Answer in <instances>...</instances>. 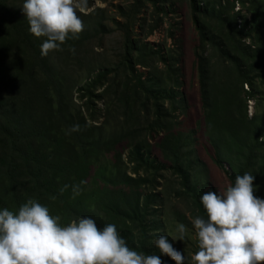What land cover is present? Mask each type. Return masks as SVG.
I'll list each match as a JSON object with an SVG mask.
<instances>
[{
	"label": "rangeland",
	"instance_id": "obj_1",
	"mask_svg": "<svg viewBox=\"0 0 264 264\" xmlns=\"http://www.w3.org/2000/svg\"><path fill=\"white\" fill-rule=\"evenodd\" d=\"M214 1L200 0L201 9H214ZM229 1L236 11L244 9L246 14L247 0H242L246 7L241 1ZM22 2L0 0V37L23 42L9 48L8 53L18 51L23 56L27 51L31 64L14 66L13 58L0 52V70L9 67V76H14L5 85L0 82V208L15 213L21 204L33 199L46 206L50 215L59 217L61 225L90 217L99 228L109 208L103 211L95 204H106L112 197L123 199L136 187L144 199L153 198L148 202L152 237L165 235L184 255L185 264H192L198 241L191 220L206 218L200 196L209 190L222 192L234 173L226 162L229 160L217 157L221 145L228 141L219 139L221 129L206 122L202 109L194 57L199 32L193 21L192 0H89L91 10L78 13L83 30L76 38L65 40L72 45H61L47 55H41L39 44L25 48L20 31L10 32V36L3 26L15 28L25 19ZM8 14L11 17L7 20ZM131 57L133 68L126 62ZM51 64L62 79L60 91L51 95L54 117L49 114L45 121L23 124L24 105L42 107L21 101L23 72L39 81L46 74V79H51L53 73L42 69ZM168 67H172L173 77L158 78L165 83L159 92L178 99L181 109L168 115L159 104L161 117L153 109L146 118L143 103L138 102L135 108L130 103L126 111L125 100L118 95L121 85L132 83L136 93L157 91L153 76H164L161 71ZM26 78L29 80L28 75ZM168 99L161 100L164 109L169 106ZM147 103L153 105L154 100ZM246 104L248 117L256 116L264 131V88L246 99ZM73 126L78 128L73 130ZM55 152L59 162L52 157ZM40 159L51 163L39 176L41 186L33 181L34 172H43L36 169ZM64 185L69 187L61 192ZM73 185L78 186V194L73 193ZM256 193L260 192L255 190L253 195ZM178 224L185 226V239L172 241ZM161 262L175 264L165 255Z\"/></svg>",
	"mask_w": 264,
	"mask_h": 264
},
{
	"label": "trees",
	"instance_id": "obj_2",
	"mask_svg": "<svg viewBox=\"0 0 264 264\" xmlns=\"http://www.w3.org/2000/svg\"><path fill=\"white\" fill-rule=\"evenodd\" d=\"M238 1H241L242 5L246 7L242 0ZM192 2L194 8L192 9L193 21L199 32V41H197L194 57L201 82L202 109L206 122L211 125L212 123L216 124L221 129L222 133H217L219 139L228 141L226 146L221 145L217 151V157L229 160L226 162L234 172L230 175L231 184L234 183L237 175H242L245 172L251 173L254 176L255 190L260 192L256 193L257 196L264 198V189L262 190L264 188V131L256 116L248 117L246 112V99L254 98L255 94H258V90L264 88V40L262 38L264 0H247L249 6L246 7V14L242 12L244 9L236 11L235 4L229 0H215L214 9H201L200 0H192ZM216 4L219 6L218 8L215 7ZM10 17L8 14L7 20ZM9 25L3 26L9 33L16 30L20 31L21 40L23 39L25 42V48L32 49L38 44L41 45L42 40L40 38L30 39L32 34L28 30L26 19H23L15 28L13 25ZM0 32H2L1 25ZM5 34L8 33H3V35ZM13 38L9 41H3V38L0 37V52L10 55L13 58L14 66L22 67L21 65H23L26 67L27 64L31 65L27 60L29 54L27 51L23 56L18 51H15V54L8 53L9 50H12L9 48L20 46L23 43L21 41L16 43V39L13 40ZM61 45L69 48L72 44L71 41H65ZM151 57L150 60L153 61ZM0 61L2 62L1 58ZM170 61L171 66H174V59ZM126 62L133 68V57ZM42 69H46L48 74L53 73L54 77L46 79V74L39 81L36 76L29 75V72H23L25 76H23L24 89L21 101L26 105L30 103L42 105L41 108L32 105V108L23 106L22 121L26 125L45 121L49 114V116L54 117L51 95L52 92L60 91L62 79L58 77L59 75L57 76L54 71L56 68L52 64L51 67L44 66ZM171 70L172 67H168L167 70L161 71L164 76L160 73L153 76L155 80L153 84L157 91L144 93L140 90L136 93L137 87L132 86V83L126 86L121 85V91L118 95L122 101L125 100L126 111L130 109V103L135 108L138 102L143 103L142 111L146 118L149 117L150 111L153 109L156 110V115L161 117L159 104L162 111H168V115H174L179 111L182 104L178 99L172 98L170 95L163 96L159 92L164 88L165 83L158 78L163 79L168 75L173 77ZM8 73L9 67L0 70V82L3 85L14 80V76H9ZM27 75L29 80L26 78ZM56 77L57 80H55ZM244 86H247V90L244 89ZM165 97L169 98L167 100L169 109L163 107L161 100ZM259 97L261 98V96ZM143 99H145L144 102ZM150 99L154 100L153 105L147 103ZM62 104L64 105V100L60 102V109H62ZM26 120L28 121L26 122ZM60 132L62 133V131ZM56 155L55 152L52 157L55 156L59 162L60 159ZM32 157H34L33 154ZM36 164H38L36 169H43V172L42 174L34 172L33 181L40 185L41 178L39 176L44 175L45 170L49 167L48 164L51 163L40 159L37 160ZM226 171L229 170L226 169ZM130 182L134 183L133 180ZM42 186L48 189V185L42 183ZM140 193L139 188L135 187L129 194H125L123 199L112 197L106 204L103 201L95 204L98 209L103 211L109 208L106 218L100 219L101 226L103 227L107 223L114 224L118 234L125 239L129 248L145 255L157 254L162 259L164 255H161L154 246V240L157 237H152L154 230L151 226L153 223L149 221L148 210L151 205L148 202L152 201L153 198L149 196L144 199L145 196Z\"/></svg>",
	"mask_w": 264,
	"mask_h": 264
},
{
	"label": "clouds",
	"instance_id": "obj_3",
	"mask_svg": "<svg viewBox=\"0 0 264 264\" xmlns=\"http://www.w3.org/2000/svg\"><path fill=\"white\" fill-rule=\"evenodd\" d=\"M21 10L29 32L44 37L41 55L59 50L69 37L83 30L78 13L90 11L89 0H23ZM78 126H73L76 130ZM254 176L235 177L222 192L200 196L205 217L191 220L198 241L192 264H264V198L254 196ZM69 186L64 185L63 192ZM78 194L79 188L72 186ZM172 241L185 239L178 224ZM161 255L185 264L184 255L165 235L154 240ZM0 264H162L160 256L129 248L116 226H97L90 217H78L66 225L50 215L46 206L28 199L13 213L0 208Z\"/></svg>",
	"mask_w": 264,
	"mask_h": 264
}]
</instances>
